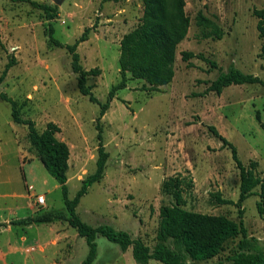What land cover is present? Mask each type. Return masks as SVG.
Returning a JSON list of instances; mask_svg holds the SVG:
<instances>
[{
	"label": "rangeland",
	"instance_id": "374dc122",
	"mask_svg": "<svg viewBox=\"0 0 264 264\" xmlns=\"http://www.w3.org/2000/svg\"><path fill=\"white\" fill-rule=\"evenodd\" d=\"M33 1L56 8L57 17L49 20L30 3L0 0V94L17 101L21 117L33 120L40 132L50 122L61 128L57 137L71 153L68 188L73 199L83 180L97 169L101 107L80 93L71 55L50 42V27L65 45L91 29L78 53L85 70L101 69L88 85L105 103L112 87L121 82V40L141 23L144 4L142 0ZM185 10L191 27L177 49L173 82L150 92L144 81L128 74L127 88L117 92L100 121L109 156L105 176L77 208L83 222L127 231L151 248L158 241L160 208L174 204L163 190L170 179L182 181L185 209L240 221L237 206L217 200L220 196L238 202L241 177L232 151L210 132V126L237 148L245 166L257 162V171L264 176V86L233 85L221 94L207 92L231 67L264 81V39L255 16L264 10V0H186ZM200 12L221 29V39L197 25ZM183 52L195 57L185 61ZM9 63L13 65L3 77ZM27 134L26 126L13 122L10 105L0 97V193L8 194L0 196V222L7 223L0 227V264H81L88 246L67 222L10 225L65 210L60 185L31 151ZM43 195L46 205L39 206L37 198ZM259 201L253 195L244 202L243 220L251 247L264 253ZM240 240H231L212 260L190 262L230 264L228 257ZM97 244L94 264H137L132 248L123 252L102 236Z\"/></svg>",
	"mask_w": 264,
	"mask_h": 264
},
{
	"label": "trees",
	"instance_id": "16d2710c",
	"mask_svg": "<svg viewBox=\"0 0 264 264\" xmlns=\"http://www.w3.org/2000/svg\"><path fill=\"white\" fill-rule=\"evenodd\" d=\"M26 2L43 10L49 20L58 15L56 8L46 4H39L33 0H13ZM144 4L141 23L121 40L120 48V73L121 82L112 87L108 99L101 103L94 95L93 88L88 85L90 77L101 75V69L85 70L81 64L78 47L88 40L91 29H87L83 35L72 45H65L54 37V29L50 27V42L56 46L65 48L72 58V70L77 75L78 89L83 96L101 107L98 118L99 158L96 171L86 177L81 189L76 196L69 197L68 171L70 168V148L67 143L58 139L57 134L61 128L50 122L40 132L33 120L21 117V106L6 93H1L2 100L7 102L12 110V120L20 126L28 129L27 138L31 144V151L44 165L45 169L60 185L65 203L64 211H49L10 222V225L31 226L39 224H51L55 222H67L76 229L79 236L86 240L88 254L81 264H94L98 255V236L106 238L109 242L117 244L123 252L132 248L133 257L137 264H150L157 261L163 264H192L191 262H207L219 256L225 245L231 240L241 238L238 249L228 257L230 264H264V253L253 249L252 238L243 220L244 202L251 196L257 195L260 201L257 204L258 212L264 215V176L258 173V163L251 162L245 166L239 159L237 148L229 142L219 131L210 126L209 130L228 147L233 154V159L240 170V196L238 202L222 199L217 196L219 204L235 205L239 209L240 221H235L224 215H211L189 211L184 207L182 181L170 179L163 185V190L174 198V204L160 208V224L157 235V243L151 248L140 239H134L127 231L117 230L110 225L93 227L81 220L77 214V208L81 199L88 194L89 189L102 181L108 161V153L103 145L100 121L118 91L127 88L128 74L132 80H142L146 83L147 91L159 92L164 86L171 84L175 77V62L178 46L186 39L191 27L190 17L186 13V0H142ZM259 18L258 31L261 39H264V10L256 11ZM197 25L204 29H210V34L218 39L222 38L221 29L202 12L197 17ZM264 54V48H263ZM185 61L195 57L192 52H183ZM212 67L216 64L208 59ZM12 63L6 66L3 72L5 77L12 67ZM264 86V81L257 76L247 74L231 67L227 72L221 73L209 86L207 92L221 94L224 89L233 85ZM259 188V192L255 190ZM6 224H0V227ZM255 241V240H254ZM191 261V262H190Z\"/></svg>",
	"mask_w": 264,
	"mask_h": 264
},
{
	"label": "built area",
	"instance_id": "2783aa9c",
	"mask_svg": "<svg viewBox=\"0 0 264 264\" xmlns=\"http://www.w3.org/2000/svg\"><path fill=\"white\" fill-rule=\"evenodd\" d=\"M37 203L39 206H45L46 205V197L43 195V196H39L37 198Z\"/></svg>",
	"mask_w": 264,
	"mask_h": 264
},
{
	"label": "crops",
	"instance_id": "0c3cea01",
	"mask_svg": "<svg viewBox=\"0 0 264 264\" xmlns=\"http://www.w3.org/2000/svg\"><path fill=\"white\" fill-rule=\"evenodd\" d=\"M3 195H8V194H3V193H0V196L2 197ZM2 218V216H0ZM22 219H25V218H22ZM18 220H21V219H18ZM15 221V220H14ZM12 222V221H11ZM0 224H7L6 222H0ZM4 227V226H3Z\"/></svg>",
	"mask_w": 264,
	"mask_h": 264
},
{
	"label": "water",
	"instance_id": "95a60500",
	"mask_svg": "<svg viewBox=\"0 0 264 264\" xmlns=\"http://www.w3.org/2000/svg\"><path fill=\"white\" fill-rule=\"evenodd\" d=\"M1 90V89H0Z\"/></svg>",
	"mask_w": 264,
	"mask_h": 264
}]
</instances>
